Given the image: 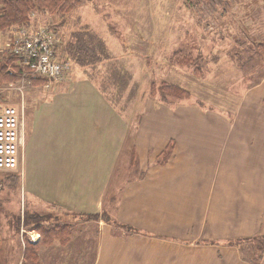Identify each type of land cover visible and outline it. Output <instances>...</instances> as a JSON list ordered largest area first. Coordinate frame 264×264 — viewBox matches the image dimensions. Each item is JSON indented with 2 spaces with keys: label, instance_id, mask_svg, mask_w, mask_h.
<instances>
[{
  "label": "rangeland",
  "instance_id": "obj_1",
  "mask_svg": "<svg viewBox=\"0 0 264 264\" xmlns=\"http://www.w3.org/2000/svg\"><path fill=\"white\" fill-rule=\"evenodd\" d=\"M80 2L71 13L36 12L31 16L32 29H44L54 37L53 49L58 59L69 62L68 71L59 79L32 84L23 82L24 72L19 80L0 85V101L18 106L24 115L19 168L0 171V264H81L76 263L78 252H82L80 259L85 264H92L102 226L126 224L116 217L122 196L147 175V165L152 162L146 161L141 169L136 142L144 116H155L150 121L155 129L169 127L174 133L154 161L160 165L168 163L176 142L186 134L195 139L200 133L209 137L223 133L229 156L237 147L235 133L245 134L247 142L254 133L260 136L264 132V0ZM85 25L105 43L109 59L90 66L65 59L62 50L73 32ZM17 29L0 34V53H11ZM181 49L196 59V65L173 62L174 53ZM162 83L181 87L190 98L164 100L159 90ZM81 112L94 114L98 121L108 116L111 126L107 130L115 132L118 127L122 131L112 139V148L104 140L105 127L96 125L97 145L94 154H89L88 141L93 136L89 140L83 136L86 123L81 130L77 127L82 125L76 121ZM257 152L262 154L259 145ZM83 180L87 189L78 187ZM78 189L84 190L82 198H77ZM94 192H100L101 199ZM31 214L45 216V226H70L69 249L54 246L61 244L55 241L38 249V260L25 259L27 241L40 240L34 225L24 223ZM126 225L136 231L127 232L114 224L111 237L124 240L139 236V242L149 246L142 249L148 257L160 254L173 259L175 252L178 264H195L193 261L201 259L203 264L204 259L215 264L220 254L216 247L229 246L218 242L219 234L218 238L210 235L192 242H164L159 232L148 234ZM169 237L184 240L177 235ZM87 238L88 250H72V243ZM208 246L214 248L190 249ZM238 254L246 264L264 262V256L259 263L244 259L240 248Z\"/></svg>",
  "mask_w": 264,
  "mask_h": 264
},
{
  "label": "crops",
  "instance_id": "obj_2",
  "mask_svg": "<svg viewBox=\"0 0 264 264\" xmlns=\"http://www.w3.org/2000/svg\"><path fill=\"white\" fill-rule=\"evenodd\" d=\"M93 115H87L86 112L76 115V121L79 120L77 123L82 124L77 126L79 130L86 123L83 136L85 135L87 140L93 136L92 140L88 141L90 155L94 154L92 152L97 145L94 139L99 127L96 125L102 124L105 127L103 137L108 142V148H112L114 137L122 135L118 127L114 128L115 132L107 130L111 126L108 116L98 121ZM151 119L149 114L144 116V124L138 132L136 142L141 151V169H145V162L148 160H152L151 166L147 165L148 172L142 180L135 182L124 192L116 214L117 219L148 234L159 232L165 239L164 242H192L207 239L210 235L218 238L216 234H219L218 242L228 243V236L240 238L263 235L264 132L260 133V136L254 133L247 142L245 134L235 133L237 147L232 149L229 156L226 154L223 133H212L209 134L210 137L200 133L195 139L186 134L181 142H176V148L168 163L160 165L154 161L168 146L174 133H171L169 127L164 126L165 128L159 131L153 124L150 126ZM91 122L95 124L92 125ZM257 145L262 151L261 155L257 152ZM191 146L194 150H191ZM249 149L251 150L248 151ZM105 154L107 156L110 153ZM30 165L33 169L31 161ZM90 186L96 190V185ZM78 187L87 189L88 184L84 180L79 181ZM83 191L77 190V198H82ZM94 194L98 200L101 199L100 192ZM111 231L112 225L102 226L92 264H178L175 252L172 254L173 259L161 258L160 254L155 258L148 257L142 250L148 244L140 243L139 236L120 240L111 237ZM170 235L181 236L184 240L170 238ZM72 244L73 251L88 250L87 245L80 247L81 244ZM60 245L54 244L63 249H69L70 244ZM213 248L208 246L190 249L192 252H199L211 251ZM238 249L239 247L218 245L216 250L220 254H217L218 261H215V264H246L240 258ZM189 260L191 263L193 258ZM207 260L204 259V264H211ZM81 262L85 264L86 261L76 259V263ZM193 262L203 264L202 259Z\"/></svg>",
  "mask_w": 264,
  "mask_h": 264
},
{
  "label": "trees",
  "instance_id": "obj_3",
  "mask_svg": "<svg viewBox=\"0 0 264 264\" xmlns=\"http://www.w3.org/2000/svg\"><path fill=\"white\" fill-rule=\"evenodd\" d=\"M80 4V0H0V34L13 28H31V16L36 12L49 14L71 13ZM62 51L65 59H69L80 66L95 65L109 59L105 43L96 33H92L87 25L82 26L77 32H73L70 41ZM18 61V58L12 53H0V85L19 80L24 72L27 73L26 76L32 83L47 80V78L29 74L28 69ZM173 62L180 66L196 65V59L184 49L174 53ZM159 90L164 100L173 99L181 101L190 98V93L177 85L162 83ZM46 221V217L41 214H31L25 217V225H34L32 229L37 230L40 234L38 242L31 243L27 241L24 253L25 259L38 260V249L42 246H51L55 241H59L62 246L68 244L71 231L70 226L66 224L45 226ZM114 224L122 227L127 232L136 231V229L126 224H119L117 222ZM79 225L76 224V227ZM80 227L79 229L82 231L83 226L80 225ZM88 240L89 238L81 239L77 244H81L80 247H84L90 244ZM228 243L227 245L229 246H238L242 257L253 261V263H259L264 256V234L245 238L241 237L229 240ZM80 255H82V252L76 253V259H80Z\"/></svg>",
  "mask_w": 264,
  "mask_h": 264
},
{
  "label": "built area",
  "instance_id": "obj_4",
  "mask_svg": "<svg viewBox=\"0 0 264 264\" xmlns=\"http://www.w3.org/2000/svg\"><path fill=\"white\" fill-rule=\"evenodd\" d=\"M40 30L20 28L13 38L11 53L29 74L49 80L59 79L68 71L70 64L57 58L53 49L54 37L46 30ZM23 82L32 84L27 76ZM23 124L22 109L0 101V171H13L20 165L24 148Z\"/></svg>",
  "mask_w": 264,
  "mask_h": 264
}]
</instances>
